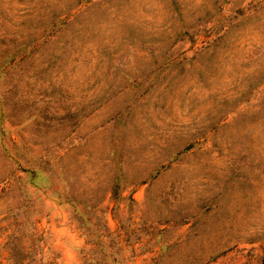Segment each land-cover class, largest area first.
Listing matches in <instances>:
<instances>
[{"label": "rangeland", "instance_id": "rangeland-1", "mask_svg": "<svg viewBox=\"0 0 264 264\" xmlns=\"http://www.w3.org/2000/svg\"><path fill=\"white\" fill-rule=\"evenodd\" d=\"M0 264H264V0H0Z\"/></svg>", "mask_w": 264, "mask_h": 264}]
</instances>
